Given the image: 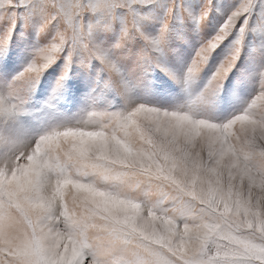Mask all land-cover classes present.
I'll list each match as a JSON object with an SVG mask.
<instances>
[{
	"label": "snow or ice",
	"instance_id": "1",
	"mask_svg": "<svg viewBox=\"0 0 264 264\" xmlns=\"http://www.w3.org/2000/svg\"><path fill=\"white\" fill-rule=\"evenodd\" d=\"M0 264H264V0H0Z\"/></svg>",
	"mask_w": 264,
	"mask_h": 264
}]
</instances>
